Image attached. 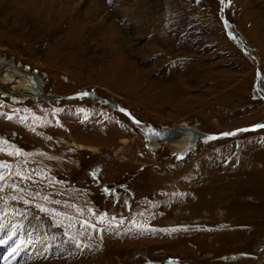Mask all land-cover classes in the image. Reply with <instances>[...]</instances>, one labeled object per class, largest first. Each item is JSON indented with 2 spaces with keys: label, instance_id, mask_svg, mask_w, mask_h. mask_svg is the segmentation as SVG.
I'll list each match as a JSON object with an SVG mask.
<instances>
[{
  "label": "rangeland",
  "instance_id": "1",
  "mask_svg": "<svg viewBox=\"0 0 264 264\" xmlns=\"http://www.w3.org/2000/svg\"><path fill=\"white\" fill-rule=\"evenodd\" d=\"M252 1L0 0V60L129 110L0 88V264H264V128L179 162L143 142L264 123Z\"/></svg>",
  "mask_w": 264,
  "mask_h": 264
},
{
  "label": "flooded vegetation",
  "instance_id": "2",
  "mask_svg": "<svg viewBox=\"0 0 264 264\" xmlns=\"http://www.w3.org/2000/svg\"><path fill=\"white\" fill-rule=\"evenodd\" d=\"M8 62L9 61H7V60H3V59L0 60V72H1L0 84L4 81V84L5 85L13 86V87H11L12 90H15V89L18 90V89H20L22 91L21 92L20 91H11L7 87H2L0 85V88L3 89V92L6 93V94H8V95H16L17 93H20V94H22L20 96L21 98H23V97H25V98L26 97H30L31 99H33L32 101L41 99L40 97L35 98L28 89H23L22 88V87L26 88V85H27V78H26L25 74L22 72L21 68L15 69L14 67H11ZM3 72H5V73L2 74ZM41 78H42L41 81L43 82V86H44L45 83L43 81L42 75H41ZM18 87H21V88H18ZM76 93H79L80 95L79 96L71 97L70 99H62V100H66V101L69 100V101H71L73 99H80V98L87 97L86 99L89 98L90 100L98 103L97 105H100V106L101 105H106L105 102H102V99L103 98H97L96 96H94L92 94V92H91V89L89 90L88 87L79 88V89H77V91L74 94H76ZM68 94H71V93H68ZM105 100H106V102H109L108 105H106V106H108L110 108H111V103L112 104H116L117 106L120 107V105L117 104L115 101H110L109 99H105ZM55 103H58V102H55ZM110 111H112V109H110ZM128 113H129V110H128ZM125 114L128 115L127 113H125ZM143 124H145V123H143ZM188 126H191V125H188ZM150 129L151 130L145 134L144 141L143 142H144V145H146V146L148 145V147L151 146V148H150L151 150L150 151H154L157 154V153H159V152L162 151L161 149H163L162 148L163 145H165V146L167 145V142H164L161 139V137H164L165 134H166V132L169 131V130L160 131V130H157V129H153L151 127H150ZM194 129H196V128H194ZM196 130H198V129H196ZM182 137H187V139H188V136L182 135V136L176 137V140H174V142L178 141V138H182ZM200 140H202V139H200ZM152 145H154V147ZM183 145L184 144L177 145L178 146L177 148H180V149H177V150H181V149L187 147V144H186L185 147H183ZM165 146H163V147H165ZM177 150L172 147V149L169 150V154H168L169 157L173 158L175 162H179V161L183 160L179 155H177V153H175V154L173 153V152H175ZM110 183H113L114 184V182H112V181H110V182L104 181V183L101 185V187H102L101 189H103V187L105 188V186H107ZM102 193L105 195L104 190H102Z\"/></svg>",
  "mask_w": 264,
  "mask_h": 264
},
{
  "label": "water",
  "instance_id": "3",
  "mask_svg": "<svg viewBox=\"0 0 264 264\" xmlns=\"http://www.w3.org/2000/svg\"><path fill=\"white\" fill-rule=\"evenodd\" d=\"M8 63L11 67H14L15 69L21 68L22 72L26 75V78H27L26 89H28L35 98L41 97V99H43L45 101L53 102L55 100L69 99L71 97L80 95L79 93L70 94V95H58V94H54V93L44 92L43 91V82L41 81L42 78H41V75L38 74V72H36V74H35L34 71H30L27 67H18L16 65H14L13 63H10V62H8ZM102 102H105L107 104L109 103L103 99H102ZM111 107L116 109V110L127 113L129 115L127 109H123V108L117 106L116 104L111 103ZM255 126L256 125L249 126V127H242V128H238V129H235L232 131L222 132L219 134H204V132L196 130L192 126L184 125V126H181L178 128L170 129L169 131L166 132L164 137H161V139L164 142L174 143V140H176V137L186 135V136H188V139L186 141L187 149H191L198 139H207V138L219 139V138L231 137L232 135H225V134L226 133H235L236 134L238 132H242V131H240L241 129H247V131L258 129Z\"/></svg>",
  "mask_w": 264,
  "mask_h": 264
},
{
  "label": "bare ground",
  "instance_id": "4",
  "mask_svg": "<svg viewBox=\"0 0 264 264\" xmlns=\"http://www.w3.org/2000/svg\"><path fill=\"white\" fill-rule=\"evenodd\" d=\"M254 2H256L257 4H258V7H261V9H264V0H253ZM252 1V2H253ZM256 5V4H255ZM257 7V8H258ZM261 14V13H260ZM264 15V14H263ZM41 98V97H40ZM45 101V100H44ZM142 125H143V123H142ZM186 141H187V137H182V138H178V141H176V142H174V143H172V145H175L174 146V149H180V148H177L178 146L177 145H181V144H184L183 145V147H185L186 146ZM153 147H154V145H152ZM176 147V148H175ZM182 147V148H183ZM191 153V152H190ZM26 228H28V227H26ZM25 230V229H24ZM23 230V232H25ZM6 231H7V229L5 228L4 230H2L1 229V226H0V239H1V241L2 240H5V239H8V236L9 235H6ZM3 242V241H2ZM20 242H22V240L20 239ZM19 244V243H18ZM7 246H8V244H7ZM5 247V246H4ZM0 249H1V246H0ZM15 249V248H14ZM16 253V252H15ZM2 255L3 254H1V258H2ZM20 255V254H19ZM21 256V255H20ZM9 258V257H8ZM3 261V260H2ZM5 261V260H4ZM9 261L11 262L12 260L9 258ZM22 261H24V258H23V260ZM10 264V263H9Z\"/></svg>",
  "mask_w": 264,
  "mask_h": 264
},
{
  "label": "snow or ice",
  "instance_id": "5",
  "mask_svg": "<svg viewBox=\"0 0 264 264\" xmlns=\"http://www.w3.org/2000/svg\"><path fill=\"white\" fill-rule=\"evenodd\" d=\"M222 2H223V0H222ZM255 127L256 128H264V124L256 125ZM240 131H247V129H241ZM225 135H235V133H226Z\"/></svg>",
  "mask_w": 264,
  "mask_h": 264
}]
</instances>
